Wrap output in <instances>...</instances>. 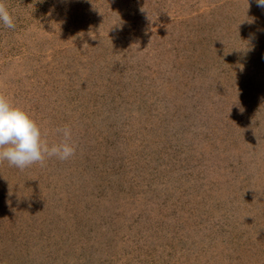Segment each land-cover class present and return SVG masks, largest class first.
<instances>
[{
    "label": "rangeland",
    "instance_id": "rangeland-1",
    "mask_svg": "<svg viewBox=\"0 0 264 264\" xmlns=\"http://www.w3.org/2000/svg\"><path fill=\"white\" fill-rule=\"evenodd\" d=\"M3 2L0 92L77 150L0 163V264H264V8Z\"/></svg>",
    "mask_w": 264,
    "mask_h": 264
},
{
    "label": "clouds",
    "instance_id": "clouds-1",
    "mask_svg": "<svg viewBox=\"0 0 264 264\" xmlns=\"http://www.w3.org/2000/svg\"><path fill=\"white\" fill-rule=\"evenodd\" d=\"M264 8V0H256ZM0 22L9 29L15 28L14 18L0 0ZM62 136L59 143L49 144L41 126L32 115L0 92V163L7 161L21 171L39 164L45 166L46 159L66 161L76 154L77 145L72 142V128L65 125L57 128Z\"/></svg>",
    "mask_w": 264,
    "mask_h": 264
},
{
    "label": "trees",
    "instance_id": "trees-1",
    "mask_svg": "<svg viewBox=\"0 0 264 264\" xmlns=\"http://www.w3.org/2000/svg\"><path fill=\"white\" fill-rule=\"evenodd\" d=\"M117 70V69H116Z\"/></svg>",
    "mask_w": 264,
    "mask_h": 264
}]
</instances>
